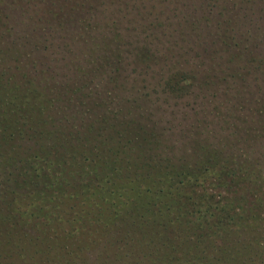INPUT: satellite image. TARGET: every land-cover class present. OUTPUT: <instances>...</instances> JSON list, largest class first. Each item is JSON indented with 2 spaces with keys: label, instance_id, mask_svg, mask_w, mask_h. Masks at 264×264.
Wrapping results in <instances>:
<instances>
[{
  "label": "rangeland",
  "instance_id": "1",
  "mask_svg": "<svg viewBox=\"0 0 264 264\" xmlns=\"http://www.w3.org/2000/svg\"><path fill=\"white\" fill-rule=\"evenodd\" d=\"M3 1L6 3L2 10L8 18L0 20L7 21L6 33L0 31V51L14 37L16 42L11 46L23 61L18 58L15 61L11 53L8 56L0 53L2 85L7 87L0 91V213L10 212L9 200L17 199L19 204L27 205L36 199L37 209L47 210L48 216L42 218L48 224L39 220L37 227L28 229L5 222V230L3 227L0 230V264H151L143 260L142 252L139 254L135 247L119 239L116 228L110 227L115 237L107 241L109 236L102 231L103 222L99 226L102 232L86 241V250L74 251L73 256L62 252L59 243L65 240L53 231L71 229L65 219L75 217L81 219L82 225L98 228L94 217L85 212L82 218L77 215L82 209L80 188L93 186L97 174L95 170L89 172V167L86 170L88 161L77 158L76 144H87L89 150L93 146L100 152L101 142L107 143V155L118 158V162L104 163L108 172L100 176L110 174L108 177L119 182L128 174L133 176L140 167L157 169L154 161L140 154L145 153L146 147L138 142L146 130H153L160 145L155 152L145 150L148 155L166 157L172 166L182 163V158L192 170H196L203 156L212 154V170L215 161L222 164V158L228 155L248 169V180L239 182L252 186L255 196L264 199V64L254 69L257 63L253 60L264 58V19L260 14H254V20L246 27L241 26L243 12L233 4L234 0H218L214 6H207L212 0ZM255 9L258 11L259 6ZM10 23L15 26L8 30ZM201 30L204 43L195 37ZM215 31L219 33L212 36ZM24 49L29 51L27 61ZM144 58L147 64L142 62ZM69 60L81 61L85 71L79 64L77 70ZM102 62L104 65H100ZM93 66H99L101 73L92 78L86 69ZM173 69H183L193 77V84L183 96H171L162 90L161 78ZM73 83L75 87L87 83L90 91L86 93L99 102V111L106 105L112 106L113 111L122 106V112L107 113L105 117L112 124L121 117L123 122L113 126L98 122L100 112L92 115L79 100L77 104L63 101L71 93L63 90L64 95L54 93L53 88ZM103 91L109 97L106 102L99 101L104 97ZM14 96L17 101L22 99L16 107L11 104ZM24 96L34 108L29 100L26 104ZM59 99L64 107L53 112L47 110L48 105ZM138 131L140 137L129 141L127 133L135 135ZM125 138L130 142L128 146ZM68 139L75 144L70 147L71 154L66 151ZM149 140H154L150 134L146 141ZM110 149H116L117 154L111 155ZM97 152L91 150L94 157ZM60 173L71 180L75 177L78 198L74 202L66 199L59 209H53L55 188L62 184L67 197L74 185L60 180L53 182ZM218 173V169H213L214 177ZM220 188L217 182L211 183L213 192H224ZM184 221L188 226V219ZM191 224L182 237L199 241L204 252L193 248L182 250L174 242L168 245L169 249L174 245L173 252L165 250L167 255H158L162 263L157 260V264H168L174 256L181 260L198 257V264H264V235L257 237L255 231L248 235L246 228L239 233L233 230L218 233L211 229L212 238L208 240H214L217 248L214 246L216 251H211L212 258L207 259L212 244L200 240L207 237L204 231L208 224L202 223L199 228ZM252 224L264 234V221ZM20 230L27 235L17 233ZM50 234L55 241L48 238ZM225 241L240 249L243 246L242 253L235 252L234 261L230 254L219 249ZM157 245L158 241L150 244L153 249Z\"/></svg>",
  "mask_w": 264,
  "mask_h": 264
},
{
  "label": "trees",
  "instance_id": "2",
  "mask_svg": "<svg viewBox=\"0 0 264 264\" xmlns=\"http://www.w3.org/2000/svg\"><path fill=\"white\" fill-rule=\"evenodd\" d=\"M217 2L218 0H212L207 6H214ZM5 3V1L0 0V20H2L3 17L5 19L8 18V15H4V11L2 10V5ZM233 4L235 6L237 5L238 9L242 10L243 12L241 14L242 17H240V20L243 21L241 26L246 25L247 27L250 25V22L254 20L252 17L254 14H260V17L264 19V0H234ZM256 5L259 6L258 11L255 9ZM205 21H207L206 17ZM0 22L1 33H6L4 28L7 27V21ZM195 22L199 23L198 21ZM207 25L209 24L207 23ZM13 26H15L14 23H10L8 30L14 28ZM212 28L215 30V26ZM202 31L203 30L198 31L195 37L197 40H200L202 43H204L205 35ZM216 32L219 33V31H215L212 32L211 35L217 36ZM9 34H11V32ZM20 36L21 35H17L18 38ZM75 38L78 39L77 36ZM11 42L12 43L4 44V46L1 47L2 51H0V53L5 52L7 56L11 53L15 61L17 58L19 62L23 61L21 59V55H18V51L11 46V44L16 42V38L13 37ZM204 50L206 49L204 48ZM24 51H26L27 54V59L24 61H27L29 58V51L27 49H24ZM147 56L149 58L148 54ZM152 56L154 55L152 54ZM141 60L142 62H145L146 59L144 58ZM253 60H255L257 63V66H255L254 69L256 67H261V65L264 64V58H254ZM69 62L72 64L75 63L74 66L77 68V70L78 66L82 64L81 61L76 62L69 60ZM103 63L104 62L100 63V65H104ZM145 63L147 64V62ZM99 68V66H93L91 70L86 69V72L93 78V75H100L101 70L99 71ZM80 69L85 71L84 64L80 66ZM3 77V73H0V91L7 90V87L2 85ZM86 84L84 83L75 87L76 85L73 83L72 85L57 86L53 89L54 91L56 90L54 92L55 94L58 92L59 94H63V91L71 93L67 98H64L63 101L65 102L77 104V101L79 100L83 103V105H85L88 111L92 112V115L100 112L99 117L101 118H96L98 119V122H106V125L108 126H113V124L118 122V125H120L123 122L122 117L120 120L114 121L112 124L111 121L105 117V115L107 113L111 115L122 112V106L118 107V110L113 111L111 109L112 106L106 105L103 111H99L100 109L97 107L99 106L97 105L99 102L91 100L93 99V95L86 93L87 90L90 91V88H87ZM192 84V75H189L183 69L169 70L165 77L161 78V87L163 92L171 96H183L184 94H187ZM62 86L64 88H62ZM103 93L104 97L100 98L99 101L106 102L108 101L109 97L105 96V91H103ZM24 98H27L25 102L28 104L30 101L29 98L27 96H24ZM13 100L14 101L11 104H13L15 107L17 104L22 103V99L17 101V97L15 96L13 97ZM60 101L61 100L59 99L58 102L48 105L47 110L53 112L57 111L60 107H64ZM30 103L32 106L31 108H34L33 103L31 101ZM42 106L44 107L45 105ZM94 124L96 125V122H94ZM3 131L4 130H2V132ZM147 132L150 134V138L154 140L146 141L149 135ZM144 134L145 135L141 136V138H138V136L140 137L139 131L136 132L135 135L128 132L126 136L128 137L129 141H133L138 138V142L140 143L139 145H142L141 147H146V151L152 150L155 152V149L160 145L159 141L155 139L158 135L153 130H146ZM109 135L113 134L110 133ZM128 140L125 141V145L127 146L130 143ZM101 143L103 145V149L100 152H97L95 147H91L92 152H97V156L95 157L93 153H91V150H89V148L86 146L87 144L84 146L76 144V147L79 151L77 158L80 157L84 161H88L89 166H86V170L89 167V172H93L92 170H95L94 173L97 174L95 177L96 182L94 180L92 181L93 186L87 189L85 187L80 188V193L83 196L80 201L82 209L78 211L77 215H79V218H82V213L85 212L87 216L94 217L95 223H98V228L92 224H90V228L86 225H82L83 222L81 219L75 217H73L74 220L65 219L64 222L67 224L69 223L71 229L53 231L54 234L58 233L57 235L59 236V239L65 240L64 243H59L60 247L63 249L62 252L65 251L66 253L73 256L75 255L74 251L81 252L86 250L88 246L86 241H91L93 236L102 231L108 232L109 239L107 241L111 242L115 236H113L114 234L110 232V227L116 228V234L120 235L119 239L124 244H127V246L135 247L139 254L142 252L144 254V256L142 255L143 260H148V262L151 264H157V260L160 261L158 255H167L165 250L173 252L172 250L174 245H172L170 249L168 248V245L174 242H176L177 247L182 250H191L190 248H193V250H201L204 252V250L199 247V241L182 237V232L188 230L190 222H192L191 225L197 224L194 227L198 228L199 226L202 227V225L208 224L207 230L204 231L207 237H204L202 240H200V242L203 244L206 242L210 245L211 242L213 245H210V250L207 251L210 253L209 255H206L207 259L212 258L211 251L215 250L214 246L217 248L214 240H208V238H212L210 237L211 229L217 230L218 233H225L227 230H233L236 233H239L241 229L246 228L245 233L248 235H251L254 231L255 234H257V237H262V235H264L261 233V230L257 232L252 224L264 221V199L262 197L259 198L258 196H255L256 191L251 188L252 186L247 184L243 185L244 183L239 182L243 179L248 180V178H246L248 175V169L242 165L243 162H237L235 161V158L228 157V155L226 158H222V164L218 163V161H215L216 165L212 168L218 169L219 173L214 177L213 169L211 170V166L213 164L212 162H214L213 159L210 158L212 154L210 156L206 155V157L203 156V158L201 157L202 160H200L201 162L198 163L196 170H192V166L186 165L185 160L182 158V163L173 164L172 166L169 165L171 161L168 158L166 159V157L157 155L152 156V154L148 155L144 150L145 153L141 151L140 154L144 155V158L154 161L157 169H155V166L152 169L151 167L144 169L140 167V169H138L139 171H134L133 176L132 174H128L125 180L120 179V181L117 182L112 180L114 178L111 179V177H108L110 174L105 175V177L100 176V174L104 175L108 172V167H106L104 163L112 161L113 164H117L118 162V158L112 159L107 155L108 151L106 146L108 144L104 141ZM73 145H75L74 142H71V139H68L66 143L67 154H71L69 150ZM117 152L118 151H116V149H110L109 151L111 155H116ZM206 153H208V150H206ZM151 161H149V164H153ZM207 163L209 164L207 165ZM249 167L253 166L248 165V168ZM116 169L118 172H120L118 167ZM141 169H143V171ZM50 177L51 176L48 178ZM57 180H60L61 183H66L67 185H74L70 187L71 190L67 197L65 196L66 190L62 188V184L59 189L55 188L52 193L54 204L51 206L53 209H59V207L65 203L66 199H68L69 202H74L75 199L78 198V196L75 195L78 192V185L74 183V181L76 182L75 177L74 180H71L70 177L60 173L52 181L57 182ZM214 181L221 186L224 192L219 191V193H216L214 191V193L213 190H211V183ZM248 182L251 185H254L250 181ZM46 184L49 186L48 182ZM81 186L84 185L82 184ZM31 194L33 193L31 192ZM244 200H248L249 202L247 203ZM35 201L36 199L31 203H27V205H21L17 199L9 200L8 205L12 206V208H10V212L7 215L0 213V224L3 222V225H0V230L1 227H3L5 230L4 224L6 223H9L10 225H16L17 228L27 226L28 229L29 226L33 227V229L37 227V222H39V220L43 221V223L47 225L48 222L43 220V218L46 219L48 216L46 213L47 210L44 208L37 209ZM74 213L76 214V212ZM186 219H188V226L185 225L184 220ZM204 219L205 222H203ZM30 222H32L33 225L30 224ZM102 222L105 224L103 225V229L101 231L99 230V226L102 224ZM182 222H184V226H182ZM21 232L23 231L20 230L17 233ZM160 234L168 237L169 239H162L163 236ZM25 235H27V232L22 233V236ZM50 237H52V234H50L48 238ZM53 238L54 237L50 239L55 241L56 239ZM27 240L28 242L31 241L30 239ZM153 241L159 242V245H157L154 249L152 246H150ZM193 241H196V243H193ZM30 243H32V241ZM32 245L34 247L36 246L35 243H32ZM113 245L114 244L112 242V244H109V247H113ZM242 248L240 249L239 247H234L232 244H229L228 241H225L219 249L227 255L230 254L229 258L234 261L235 252L242 253ZM255 249L260 251L259 248ZM119 250L122 251L121 249ZM34 252L37 253L36 248H34ZM196 258V260H192V258L190 259L187 257L186 259L181 260L182 258L174 256V260H169L168 264H192V262L198 264L199 258Z\"/></svg>",
  "mask_w": 264,
  "mask_h": 264
}]
</instances>
